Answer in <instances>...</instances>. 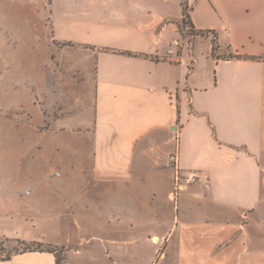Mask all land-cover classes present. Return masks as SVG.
I'll list each match as a JSON object with an SVG mask.
<instances>
[{"label":"crops","instance_id":"0c3cea01","mask_svg":"<svg viewBox=\"0 0 264 264\" xmlns=\"http://www.w3.org/2000/svg\"><path fill=\"white\" fill-rule=\"evenodd\" d=\"M46 1L29 19L54 62L29 81L34 111L22 128L38 162L56 157L67 169L62 186L37 188L31 204L48 215L62 208L76 236L48 229L24 237L43 249L14 251L0 264H151L157 255L175 264H264L263 238L239 230L247 231L239 218L264 223V0ZM0 106L17 110L12 100ZM173 152L182 172L208 180L181 190L195 233L171 243V214L149 203L162 192L174 200ZM86 228L99 232L84 237Z\"/></svg>","mask_w":264,"mask_h":264},{"label":"rangeland","instance_id":"374dc122","mask_svg":"<svg viewBox=\"0 0 264 264\" xmlns=\"http://www.w3.org/2000/svg\"><path fill=\"white\" fill-rule=\"evenodd\" d=\"M36 1L40 2L35 3ZM56 1L57 7H62L61 0ZM43 5L47 7L46 0H0V102L5 105V102L12 100L15 101V106L17 105V110L12 114H7L0 106V258L9 256L14 251L35 247V243L23 244L19 240L24 237L30 239L32 235L41 236L48 229L51 232L58 231L60 236L62 230L72 234L74 238L76 236L73 218L70 215L66 216L68 213L62 208L48 215L47 212L36 210L31 204L37 188L62 186L60 181L67 169V164L56 157L38 162L37 149L32 145L31 131L22 128L29 122L34 111L32 104L34 94L29 81L36 78L37 71L43 63L50 67L54 62L47 56L44 49L46 46L37 44V40L43 36L40 34V25L31 20L33 19L31 14H40L37 13L36 7L43 11L45 9ZM77 5V0L70 4ZM211 39L215 42L212 35ZM203 44L207 49L208 44L206 42ZM262 163L264 165V158ZM53 171H56L57 175L51 176ZM26 187H31L33 192L25 195ZM160 188L167 189L168 181L161 183ZM186 194L187 191L180 190L174 200L168 202L165 199V192H162L152 196L149 203L157 215L162 211L171 214L170 219L174 226L171 243L180 235L194 236L195 233L194 225H186L187 215L182 210ZM88 199L91 205L98 204L93 196H88ZM88 209L91 210L88 211V215L94 212L91 206ZM63 219L66 222L65 228L52 226L51 220L62 222ZM239 220L247 226L246 232L239 229L242 236H257L264 240V223L250 227L247 218ZM97 229L86 228L82 235L90 237L99 232ZM158 246L162 248L163 245L159 243ZM46 247L48 245L44 246ZM262 257L264 258V254ZM151 264H175V260L170 257L164 259V256L160 258L157 255L152 257Z\"/></svg>","mask_w":264,"mask_h":264},{"label":"built area","instance_id":"2783aa9c","mask_svg":"<svg viewBox=\"0 0 264 264\" xmlns=\"http://www.w3.org/2000/svg\"><path fill=\"white\" fill-rule=\"evenodd\" d=\"M180 28L182 33L186 36L192 35V27L189 22L187 11L182 14V21ZM169 166L174 172V190L172 192V198L174 199L177 192L197 182H203L208 180V175L205 172L198 170H189L182 172V168L179 162L178 153L173 152L169 156ZM57 172H52L51 176L56 175ZM30 188L24 190L25 193H29Z\"/></svg>","mask_w":264,"mask_h":264},{"label":"trees","instance_id":"16d2710c","mask_svg":"<svg viewBox=\"0 0 264 264\" xmlns=\"http://www.w3.org/2000/svg\"><path fill=\"white\" fill-rule=\"evenodd\" d=\"M186 8H187V6L185 5V4H183V13H185L186 12ZM216 44H215V42H213V46H212V53L213 54H215V51H216ZM129 54H131V53H129ZM230 57H231V55H230ZM36 245H35V247H27L26 249H23L24 251H26V250H39V249H41L42 247H41V244L40 243H35ZM43 249V248H42ZM44 249H46V250H48V251H56L57 249H56V247H53V246H50V245H48V247H46V248H44ZM9 256H5V257H3V258H8ZM61 258L60 257H58L57 258V263L58 264H60V262H61Z\"/></svg>","mask_w":264,"mask_h":264}]
</instances>
